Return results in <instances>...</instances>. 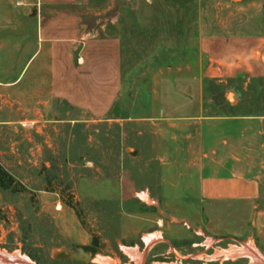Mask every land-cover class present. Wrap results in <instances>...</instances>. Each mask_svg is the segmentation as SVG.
<instances>
[{
  "label": "rangeland",
  "instance_id": "obj_1",
  "mask_svg": "<svg viewBox=\"0 0 264 264\" xmlns=\"http://www.w3.org/2000/svg\"><path fill=\"white\" fill-rule=\"evenodd\" d=\"M81 12L85 22L120 38L121 100L131 105L120 100L104 117L46 95L21 106L5 82L17 79L28 59L0 52V166L13 177L10 187L0 186V251L35 264H104L98 256L118 264H244L251 260L244 246L264 253V225L260 231L251 220L243 227L224 209L213 218L222 234L212 233L200 203L185 200L198 193L182 135L203 129L177 112L180 96L194 105L197 94L203 119H264V74L244 66L211 71L222 67L212 56L262 63L264 0H88ZM31 64L19 87L30 85L40 67L48 80V57ZM165 99L171 105L163 113ZM253 147L264 165V137ZM258 212L264 213V177L252 210ZM151 234L158 238L149 244ZM80 250L92 260L74 259Z\"/></svg>",
  "mask_w": 264,
  "mask_h": 264
},
{
  "label": "crops",
  "instance_id": "obj_2",
  "mask_svg": "<svg viewBox=\"0 0 264 264\" xmlns=\"http://www.w3.org/2000/svg\"><path fill=\"white\" fill-rule=\"evenodd\" d=\"M87 1L0 0V52L5 50L8 57L28 59L19 77L5 82V87L18 96L15 100L21 106L27 105L31 97L39 100L46 95L104 117L119 104L125 84L124 46L117 35L109 36L106 28H95L84 21L81 10ZM221 40L227 46L231 39ZM214 41L220 39H210ZM209 49L212 54L214 50ZM39 56L50 59L47 83L40 67L34 71L30 85L19 87L17 81ZM229 58L212 56V62L218 61L222 67L212 65L211 71L244 66L248 72L264 74V55L260 58L262 63L251 61V64L240 55ZM0 81L3 80L0 78ZM193 98L194 105L189 104L187 94L180 96L177 110L180 121L197 126L196 131L198 127L203 129L200 135H193L192 129L182 135L188 140L181 151L188 155L187 168L195 172L190 176L196 177L198 193L197 199L187 194L185 200L200 203V213L212 233L222 234L213 226V218L224 209L230 210L232 217H238L243 227L252 220L262 231L264 213H252V210L261 195L264 165H258V156L254 157L258 150L253 143L254 140L261 142L264 137V119L231 116L203 119L202 109L199 112L197 108V101L202 98L197 94ZM120 104L131 105L122 100ZM169 104L165 99L163 108ZM189 105L195 107L191 114ZM201 137L207 139L206 145L194 142ZM190 185L194 186L192 181ZM259 253L264 258L263 251ZM244 264L256 263L249 260Z\"/></svg>",
  "mask_w": 264,
  "mask_h": 264
},
{
  "label": "bare ground",
  "instance_id": "obj_3",
  "mask_svg": "<svg viewBox=\"0 0 264 264\" xmlns=\"http://www.w3.org/2000/svg\"><path fill=\"white\" fill-rule=\"evenodd\" d=\"M143 197H144L145 199H147V198H148V195H147V194H144ZM155 238H158V234H151L150 236L146 237L147 243H149V244H150V243H153V240H154ZM243 250H244L243 253L247 254V255L251 258V260L254 261V263H256V264H264V258L261 256V254H259L258 252H256V251L254 250V248L252 247L251 244L248 245V246H247V245L244 246ZM233 252H234V251H232V253L230 252L231 254H229V255H233ZM240 252H241V251H240ZM128 253H129V255H131L132 257H136V256L139 255L137 249H129V250H128ZM241 253H242V252H241ZM235 254H236V253H234V255H235ZM237 254H238V253H237ZM15 255H18V254H15ZM247 255H246V256H247ZM19 256H22L23 258H25V259H27V260H30L28 257H25V256L22 255V254H19ZM244 257H245V256H244ZM97 261L102 262V263H104V264H118L115 260H113V259H111V258H108V257H103V256H98V257H97Z\"/></svg>",
  "mask_w": 264,
  "mask_h": 264
},
{
  "label": "water",
  "instance_id": "obj_4",
  "mask_svg": "<svg viewBox=\"0 0 264 264\" xmlns=\"http://www.w3.org/2000/svg\"><path fill=\"white\" fill-rule=\"evenodd\" d=\"M93 255L80 250L77 254L73 255V258L86 263L92 260ZM0 264H35L31 260H27L22 256L10 254L0 251Z\"/></svg>",
  "mask_w": 264,
  "mask_h": 264
},
{
  "label": "trees",
  "instance_id": "obj_5",
  "mask_svg": "<svg viewBox=\"0 0 264 264\" xmlns=\"http://www.w3.org/2000/svg\"><path fill=\"white\" fill-rule=\"evenodd\" d=\"M12 183H13V177L0 166V186L4 188H8L11 186Z\"/></svg>",
  "mask_w": 264,
  "mask_h": 264
}]
</instances>
